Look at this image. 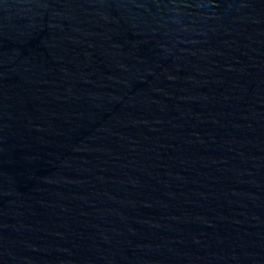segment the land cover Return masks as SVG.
<instances>
[{
  "label": "water",
  "instance_id": "obj_1",
  "mask_svg": "<svg viewBox=\"0 0 264 264\" xmlns=\"http://www.w3.org/2000/svg\"><path fill=\"white\" fill-rule=\"evenodd\" d=\"M0 264H264V0H0Z\"/></svg>",
  "mask_w": 264,
  "mask_h": 264
}]
</instances>
